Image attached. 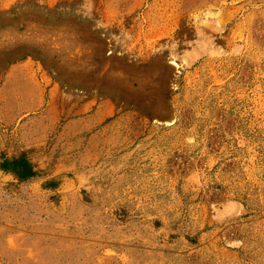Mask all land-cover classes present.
Segmentation results:
<instances>
[{
	"label": "rangeland",
	"instance_id": "rangeland-1",
	"mask_svg": "<svg viewBox=\"0 0 264 264\" xmlns=\"http://www.w3.org/2000/svg\"><path fill=\"white\" fill-rule=\"evenodd\" d=\"M0 264H264V0H0Z\"/></svg>",
	"mask_w": 264,
	"mask_h": 264
}]
</instances>
